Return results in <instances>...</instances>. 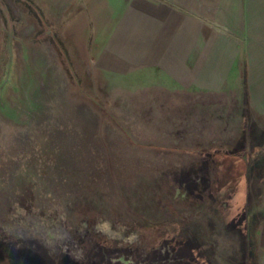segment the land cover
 <instances>
[{
	"label": "rangeland",
	"instance_id": "1",
	"mask_svg": "<svg viewBox=\"0 0 264 264\" xmlns=\"http://www.w3.org/2000/svg\"><path fill=\"white\" fill-rule=\"evenodd\" d=\"M158 1L245 41L195 3ZM109 10L0 0V264H153L191 247L204 264H264V113L245 48L235 94L176 79L123 58Z\"/></svg>",
	"mask_w": 264,
	"mask_h": 264
},
{
	"label": "crops",
	"instance_id": "2",
	"mask_svg": "<svg viewBox=\"0 0 264 264\" xmlns=\"http://www.w3.org/2000/svg\"><path fill=\"white\" fill-rule=\"evenodd\" d=\"M181 1L195 3L200 11L242 32L245 41L234 44L208 34L199 22L165 1L105 0V7L110 9L109 20L118 17L116 30L122 36L123 58L134 63L152 60L176 79H191L207 86H213L219 80H223L222 83L232 81L228 90L235 94L238 89L235 85L241 78L237 65L241 63L240 52L244 47L250 105L264 113V101L261 100L264 97V0ZM217 90L218 94L222 93L219 91L222 88ZM231 155L238 156L241 171H245V160L235 153ZM221 156L225 158V154ZM244 183L243 215L240 219L230 218L231 222L241 226L242 233L248 229L250 216L247 208L254 205L247 200L246 178ZM263 205L264 199L260 201V206Z\"/></svg>",
	"mask_w": 264,
	"mask_h": 264
},
{
	"label": "trees",
	"instance_id": "3",
	"mask_svg": "<svg viewBox=\"0 0 264 264\" xmlns=\"http://www.w3.org/2000/svg\"><path fill=\"white\" fill-rule=\"evenodd\" d=\"M183 250L186 251V253L188 255H190L191 259H193L192 260V264H201L202 260L200 259L201 258L200 256H197L196 249L191 247L189 252H188V250L186 248H183ZM181 254H184V253H181ZM184 255H185V257H188L186 254H184ZM156 256L157 255L153 256L154 259H156V262H154L155 264H159V263H161V264H191V262H188L186 260V258L183 257V256H181V257L178 256L179 258L173 257L174 258L173 260H168V258H167L168 256H166L162 260L160 259V257L158 258V256L157 257Z\"/></svg>",
	"mask_w": 264,
	"mask_h": 264
},
{
	"label": "flooded vegetation",
	"instance_id": "4",
	"mask_svg": "<svg viewBox=\"0 0 264 264\" xmlns=\"http://www.w3.org/2000/svg\"><path fill=\"white\" fill-rule=\"evenodd\" d=\"M167 258H168V260H173L174 258L173 257H177V258H179L176 254L174 255V252H173V250H170L168 253H167ZM166 257V256H165ZM165 257H162V258H160L161 260L163 259V258H165ZM159 258V257H158ZM188 262H191V264H192V260L190 259V260H187ZM201 264H204V262H202L201 261Z\"/></svg>",
	"mask_w": 264,
	"mask_h": 264
},
{
	"label": "built area",
	"instance_id": "5",
	"mask_svg": "<svg viewBox=\"0 0 264 264\" xmlns=\"http://www.w3.org/2000/svg\"><path fill=\"white\" fill-rule=\"evenodd\" d=\"M217 25H218V23H217Z\"/></svg>",
	"mask_w": 264,
	"mask_h": 264
}]
</instances>
